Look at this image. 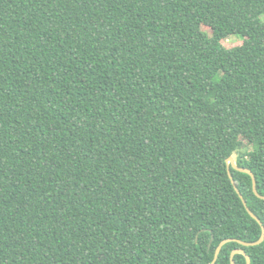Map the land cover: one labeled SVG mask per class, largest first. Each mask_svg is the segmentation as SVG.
Returning a JSON list of instances; mask_svg holds the SVG:
<instances>
[{
  "label": "trees",
  "instance_id": "16d2710c",
  "mask_svg": "<svg viewBox=\"0 0 264 264\" xmlns=\"http://www.w3.org/2000/svg\"><path fill=\"white\" fill-rule=\"evenodd\" d=\"M230 155L264 195V0H0V264H210L261 235Z\"/></svg>",
  "mask_w": 264,
  "mask_h": 264
},
{
  "label": "water",
  "instance_id": "95a60500",
  "mask_svg": "<svg viewBox=\"0 0 264 264\" xmlns=\"http://www.w3.org/2000/svg\"><path fill=\"white\" fill-rule=\"evenodd\" d=\"M226 164H227V170H228V173H229V177L231 179V182H232V184L234 186V189L239 194V197L241 198L243 205L245 206V208H246L247 212L250 214V216L253 217L260 224V226H261V235H260L259 239H257L256 241H251V242L243 241V240H239V239H235V238H226V239H223L217 245V247L215 249V252H214V257H213V259H212V261H211L210 264H214L215 263V261L217 260V257L219 255V252H220L222 246L224 244H226L227 242L237 241V242H239L240 244H242L244 246H254V245L260 244L264 240V225L261 222L260 218L248 207L246 200L244 199L243 195L240 193V191H239L238 187L236 186L235 181H234V179L232 177V174L230 173V167H232V168H234V169H236L238 171H241V172H244V173L249 174L251 176V179H252V189H253L255 195L257 197L261 198V199H264V195L263 194H260L258 192V190H257L255 175H254V173L249 168L243 167V166H238L236 164V161H235V158H234L233 155H230L226 159ZM236 253H242V254L245 255V257H246V263L245 264H250L251 263V258L246 253V251L243 248H241V247H236V248H234L231 251V254H230V264H235L234 255Z\"/></svg>",
  "mask_w": 264,
  "mask_h": 264
},
{
  "label": "rangeland",
  "instance_id": "374dc122",
  "mask_svg": "<svg viewBox=\"0 0 264 264\" xmlns=\"http://www.w3.org/2000/svg\"><path fill=\"white\" fill-rule=\"evenodd\" d=\"M241 43H242V40L240 38H238L237 36H230L228 39L223 41V44L226 47L237 46V45H240ZM234 158H235V156H234Z\"/></svg>",
  "mask_w": 264,
  "mask_h": 264
}]
</instances>
